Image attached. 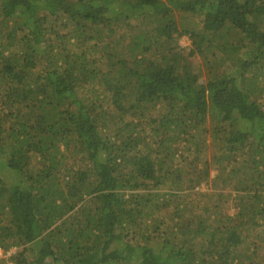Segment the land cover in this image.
<instances>
[{
    "label": "trees",
    "instance_id": "16d2710c",
    "mask_svg": "<svg viewBox=\"0 0 264 264\" xmlns=\"http://www.w3.org/2000/svg\"><path fill=\"white\" fill-rule=\"evenodd\" d=\"M5 169L0 264H264V0H0Z\"/></svg>",
    "mask_w": 264,
    "mask_h": 264
},
{
    "label": "rangeland",
    "instance_id": "374dc122",
    "mask_svg": "<svg viewBox=\"0 0 264 264\" xmlns=\"http://www.w3.org/2000/svg\"><path fill=\"white\" fill-rule=\"evenodd\" d=\"M178 44L179 46L184 50L186 51L187 53H189L190 51V48H191V41L188 37H182L178 40ZM190 61H191V66L194 68V70L198 73L202 72V68H203V60L201 58V56L195 54L192 58H190ZM204 79V78H203ZM201 80V83L204 82V80ZM198 174V173H197ZM197 174H193L191 173L189 178H195L197 176ZM214 173H212V176H213ZM0 175L2 177H4L5 180H15L16 179V176L17 174L14 173V171L10 170V169H5V170H1L0 171ZM201 183V182H200ZM198 183L199 186L197 187V189H199L200 191L202 192H207L208 190H211V186L208 184V183ZM17 248H12L11 250L7 251V252H10V256L8 257H0V258H5L7 260H9V258L15 254L17 252ZM9 264H12L11 262H9Z\"/></svg>",
    "mask_w": 264,
    "mask_h": 264
},
{
    "label": "built area",
    "instance_id": "2783aa9c",
    "mask_svg": "<svg viewBox=\"0 0 264 264\" xmlns=\"http://www.w3.org/2000/svg\"><path fill=\"white\" fill-rule=\"evenodd\" d=\"M10 256V252L4 251L2 248H0V257H8Z\"/></svg>",
    "mask_w": 264,
    "mask_h": 264
}]
</instances>
